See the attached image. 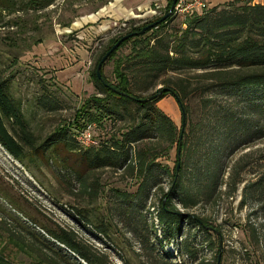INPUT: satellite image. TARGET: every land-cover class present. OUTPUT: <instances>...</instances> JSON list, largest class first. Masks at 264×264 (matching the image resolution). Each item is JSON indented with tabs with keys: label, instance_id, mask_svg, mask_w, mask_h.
Returning a JSON list of instances; mask_svg holds the SVG:
<instances>
[{
	"label": "rangeland",
	"instance_id": "1",
	"mask_svg": "<svg viewBox=\"0 0 264 264\" xmlns=\"http://www.w3.org/2000/svg\"><path fill=\"white\" fill-rule=\"evenodd\" d=\"M45 1L0 0L1 75L10 83L13 96L21 103L25 118L40 141L59 127L73 124L76 110L95 94L89 74L95 59L110 41L124 34L130 21L142 26L165 17L169 3V0H51L50 6L40 7ZM196 14L202 13L174 15L168 33L185 29L187 17ZM132 46L127 44L107 60L105 75L111 82L116 83L117 61L128 56ZM202 73L170 74L161 81L183 77L196 89L205 83L200 78ZM161 81L144 95L157 94L165 87ZM44 94L56 99L61 109L50 112L40 107L39 99ZM170 97L161 100L158 107L180 129L182 111L173 97L176 108L174 112L169 110L170 104L165 100ZM205 97L199 92L191 97L188 104L192 117L187 125L201 124L205 130L206 124H212L211 111L203 106ZM217 99L235 116L244 107L238 97ZM250 118L260 117L253 113ZM103 125L89 129L93 144L86 142L84 136H75L79 145L98 146L100 140L108 141L119 128L111 120ZM47 154L33 157L27 152V160L22 163L0 145V256L10 264H56L60 262L58 255L64 258L63 264H89L50 237L42 225L74 232L94 264H99L95 257L102 264H217L220 256L221 264H264V236L261 234L259 245L253 246L249 233L250 221L257 224L252 214L259 204L252 199L243 204L245 185L264 180V138L222 159L228 164V172L236 164L239 170L235 176H225L227 185H223L215 203L200 204L190 210L178 205L181 213L207 219L217 233L211 232L208 237L199 227L184 221L177 238L164 242L157 219L163 192L153 190L146 208L137 214L117 195L137 192L140 186L137 178L124 175L123 170L87 173L80 165L79 154L63 145ZM178 155L176 147L157 162L172 171L178 165ZM78 171L89 176L87 188L78 180ZM235 181H240L236 188ZM170 185V174L164 175L161 188L167 192ZM125 211L135 217L133 223L131 217L123 214ZM101 223L107 233L96 228ZM131 226L136 227L137 235ZM188 242L197 249L195 261L181 253ZM43 243L58 255L39 248L44 249Z\"/></svg>",
	"mask_w": 264,
	"mask_h": 264
},
{
	"label": "trees",
	"instance_id": "2",
	"mask_svg": "<svg viewBox=\"0 0 264 264\" xmlns=\"http://www.w3.org/2000/svg\"><path fill=\"white\" fill-rule=\"evenodd\" d=\"M172 3L173 0H169L167 14ZM51 4V0H47L40 7L45 8ZM174 15L175 12L145 34H141V31L154 22L142 26H137L135 21L128 22L126 32L111 40L94 61L89 75L95 94L84 100L76 110L73 124L59 127L43 141L32 131L21 103L12 94L10 83L2 77L0 60V145L22 163L27 160V152L37 157L63 145L67 150L79 154L80 165L85 171L88 170L87 173L105 169L123 170L124 175L137 178L140 186L135 193L117 195L137 214L146 208L153 190L163 192L157 213L158 223L165 236L162 242L177 238L184 221L193 223L208 237L211 232L217 233L207 219L181 213L178 205L184 210H190L200 204L215 203L221 195V188L227 185L225 176H235L239 170L236 164L228 172V164H224L222 159L230 158L239 149L264 138V5L253 4V0H235L187 17L185 29L170 34L167 28ZM149 32L152 34L148 35ZM135 33L138 34L127 39L116 50L129 43L133 44L132 52L115 65L116 83L105 75L107 61L102 65L99 78L97 68L103 57L121 38ZM193 71H202L200 78L205 82L196 89H193L191 81L183 77L161 81L170 74ZM160 81L165 85L164 88L155 95H144ZM165 88L168 91L161 92ZM197 92L206 96L203 106L211 111L212 124H206L208 128L205 130L201 129V124L189 123L183 131L158 107L161 100L172 96L181 111L185 110L187 120H191L192 109L188 102ZM212 94H216L215 97ZM221 96L228 100L240 98L244 104L240 115L235 116L223 102H219L217 98ZM39 105L50 112L61 109L58 101L50 94H44L39 99ZM253 113L259 114V120L250 118ZM108 120L119 127L108 141L100 140L98 146L79 145L75 136H81L93 126L103 127ZM180 144L181 154L177 158L179 171L178 165L171 171L169 166L157 162L173 148L177 147L179 152ZM163 174L171 176L167 192L161 188ZM77 177L87 188L89 176L78 171ZM239 182L235 181V188ZM243 193V204L249 199L259 204L252 214L256 216L257 224L249 223L250 243L257 246L261 234L264 236V180L246 184ZM123 214L131 217L134 222L135 217L131 213L125 211ZM103 227L104 223H101V227L96 226L99 232L107 233ZM42 228L72 254L94 264L74 232L62 228L52 230L44 225ZM130 229L138 234L135 226ZM32 235L36 240L35 235ZM43 246L44 249L39 247L43 251H55L48 244L43 243ZM183 250V255L194 261L197 259V249L191 242L186 243ZM221 252L219 249L218 254ZM58 256L60 262L56 264H63L64 258ZM94 260L102 264L96 257ZM0 264L10 263L0 256Z\"/></svg>",
	"mask_w": 264,
	"mask_h": 264
},
{
	"label": "water",
	"instance_id": "3",
	"mask_svg": "<svg viewBox=\"0 0 264 264\" xmlns=\"http://www.w3.org/2000/svg\"><path fill=\"white\" fill-rule=\"evenodd\" d=\"M176 3H177V0H173V3H172V6H171V9H170V12H169V14H167L165 17H163V18H161L160 20H158V21H156V22H154L153 24H151V25H149V26H147V27H145L142 31H141V34H145L146 33V31H148V30H150V29H152V28H154V27H156L157 25H159V24H161L162 22H164L168 17H169V15L170 14H172L173 13V11H174V8H175V6H176ZM136 34H138V33H135V34H132V35H126V36H124L122 39H120L112 48H111V50L110 51H108V53L103 57V59L101 60V62H100V64L98 65V68H97V75H98V77L99 78H101V68H102V65L111 57V55L114 53V52H116V50L127 40V39H129V38H131L133 35H136ZM163 91H168V89H163L161 92H163ZM161 92H160V94H161ZM172 95H174L175 97H176V94L174 93V92H172ZM153 98H155V97H151L150 99H153ZM182 116H183V119H182V128H183V131H184V129L186 128V124H187V114H186V112H185V110H182ZM182 131V132H183ZM182 136H183V133H182V135H181V137H180V140H182ZM181 153V144H180V149H179V154ZM177 169H178V171H179V169H180V163L178 164V166H177ZM217 264H221V256L219 257V259H218V262H217Z\"/></svg>",
	"mask_w": 264,
	"mask_h": 264
},
{
	"label": "built area",
	"instance_id": "4",
	"mask_svg": "<svg viewBox=\"0 0 264 264\" xmlns=\"http://www.w3.org/2000/svg\"><path fill=\"white\" fill-rule=\"evenodd\" d=\"M208 10L207 4L204 0H177L176 6L174 8L175 14L183 13V14H194L196 12L203 13ZM85 137L86 142L89 144L95 143L92 140L91 133L87 130L85 133L81 135V137Z\"/></svg>",
	"mask_w": 264,
	"mask_h": 264
},
{
	"label": "crops",
	"instance_id": "5",
	"mask_svg": "<svg viewBox=\"0 0 264 264\" xmlns=\"http://www.w3.org/2000/svg\"><path fill=\"white\" fill-rule=\"evenodd\" d=\"M235 0H204V2L207 4V6L209 8H214V7H220L224 4H227L229 2H233ZM253 4H261V5H264V0H253ZM174 98V97H173ZM172 97H170L169 99H166L165 101L169 102L170 104V107H169V110H172V112L175 111V106H176V103L174 101ZM176 100V99H175Z\"/></svg>",
	"mask_w": 264,
	"mask_h": 264
}]
</instances>
